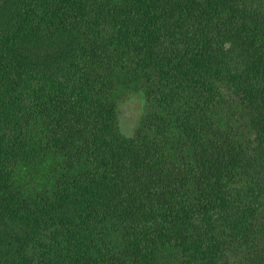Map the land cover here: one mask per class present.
<instances>
[{
  "label": "trees",
  "instance_id": "trees-1",
  "mask_svg": "<svg viewBox=\"0 0 264 264\" xmlns=\"http://www.w3.org/2000/svg\"><path fill=\"white\" fill-rule=\"evenodd\" d=\"M0 264H264V0H0Z\"/></svg>",
  "mask_w": 264,
  "mask_h": 264
},
{
  "label": "rangeland",
  "instance_id": "rangeland-1",
  "mask_svg": "<svg viewBox=\"0 0 264 264\" xmlns=\"http://www.w3.org/2000/svg\"><path fill=\"white\" fill-rule=\"evenodd\" d=\"M121 114L123 129L133 133L143 119V104L137 98H132L122 106Z\"/></svg>",
  "mask_w": 264,
  "mask_h": 264
}]
</instances>
